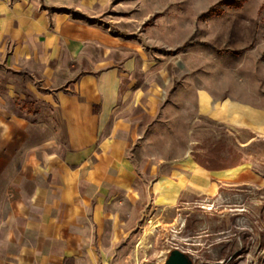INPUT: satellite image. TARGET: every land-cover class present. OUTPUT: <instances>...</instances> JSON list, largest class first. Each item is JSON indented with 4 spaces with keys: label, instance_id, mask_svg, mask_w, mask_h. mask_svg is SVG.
<instances>
[{
    "label": "rangeland",
    "instance_id": "1",
    "mask_svg": "<svg viewBox=\"0 0 264 264\" xmlns=\"http://www.w3.org/2000/svg\"><path fill=\"white\" fill-rule=\"evenodd\" d=\"M228 29L242 34L237 55L225 54ZM97 32L118 41L120 66L135 61L134 90H146L150 77L151 98L162 103L128 149L131 198L120 196L118 211L127 212L114 214L126 220L125 237L114 247L104 238L98 259L75 264H167L176 250L194 264H264V126L242 129L239 142L234 130L198 116L196 99L216 77H242V103L264 116V0H0L2 81L57 80L64 67L77 68L71 48L99 50ZM140 110L130 102L122 111ZM189 159L236 176L199 179L175 203L156 201L154 184L166 188L160 180L174 181L172 171Z\"/></svg>",
    "mask_w": 264,
    "mask_h": 264
},
{
    "label": "crops",
    "instance_id": "2",
    "mask_svg": "<svg viewBox=\"0 0 264 264\" xmlns=\"http://www.w3.org/2000/svg\"><path fill=\"white\" fill-rule=\"evenodd\" d=\"M62 17L56 22L70 34ZM93 32L84 28L82 35ZM239 32L225 31V54L242 51ZM97 34L99 50L71 48L77 68L64 67L57 80L3 82L0 76V264L96 260L104 238L114 247L125 237L126 220L114 214L127 212L118 211L120 196L131 198L128 149L157 116L162 98H151L150 77L146 90L135 91V61L120 66L114 60L118 41ZM123 47L133 54L134 46ZM242 87V77L228 75L196 89L198 116L234 130L239 142L242 129L257 134L264 126L262 112L242 103ZM130 102L141 110L125 117ZM183 165L172 171L174 181L160 180L166 188L154 184L156 201L173 204L189 187L197 190L199 179L211 184L237 170L205 171L192 159Z\"/></svg>",
    "mask_w": 264,
    "mask_h": 264
},
{
    "label": "water",
    "instance_id": "3",
    "mask_svg": "<svg viewBox=\"0 0 264 264\" xmlns=\"http://www.w3.org/2000/svg\"><path fill=\"white\" fill-rule=\"evenodd\" d=\"M167 264H194L188 255L181 251H174L171 253Z\"/></svg>",
    "mask_w": 264,
    "mask_h": 264
},
{
    "label": "trees",
    "instance_id": "4",
    "mask_svg": "<svg viewBox=\"0 0 264 264\" xmlns=\"http://www.w3.org/2000/svg\"><path fill=\"white\" fill-rule=\"evenodd\" d=\"M148 24H150V22H148L147 24H145V26H148ZM194 161H195V163L197 165H199L200 167H202V168H204V169H206L208 171H222V170L230 169V168H215V167H209V166H206V165L200 163L198 160H194Z\"/></svg>",
    "mask_w": 264,
    "mask_h": 264
},
{
    "label": "bare ground",
    "instance_id": "5",
    "mask_svg": "<svg viewBox=\"0 0 264 264\" xmlns=\"http://www.w3.org/2000/svg\"><path fill=\"white\" fill-rule=\"evenodd\" d=\"M232 173H234V176H236V173L235 172H232ZM221 176V175H220ZM224 176V175H223ZM234 176H233V178H234ZM225 177H227V176H225ZM229 177V176H228Z\"/></svg>",
    "mask_w": 264,
    "mask_h": 264
}]
</instances>
